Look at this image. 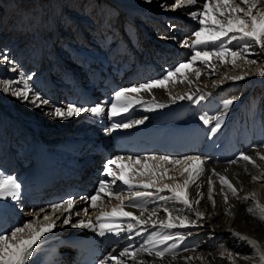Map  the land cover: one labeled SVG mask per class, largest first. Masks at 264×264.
Here are the masks:
<instances>
[{
	"label": "bare ground",
	"instance_id": "6f19581e",
	"mask_svg": "<svg viewBox=\"0 0 264 264\" xmlns=\"http://www.w3.org/2000/svg\"><path fill=\"white\" fill-rule=\"evenodd\" d=\"M89 1H95L109 12L103 14L101 8L93 11L92 7H87L88 1L86 6L81 2L70 7L69 0H59L63 7L61 14L55 17L50 9L49 13L44 10L42 16L43 29L50 27L48 33L52 36L46 33L44 37L43 32L31 45L34 37L24 39V43L17 40L25 33L26 23L17 25L20 34L9 33L12 8L0 14V175L26 185L46 173L62 180L77 170H85L88 181L84 184L96 179L108 181V191L113 195L102 193L95 209L91 203L77 199L71 213L63 209L53 213L51 202L46 201L50 193L42 196L44 203L37 207L14 201L15 208H22V212L7 217L8 228L12 229L0 235H10L27 222L38 221L34 227H39L48 223L43 221L44 215L53 217L55 227L51 235L40 237L33 246V254L24 258V264L48 263L45 258L57 254L53 248L57 240L82 229L71 226L80 221H91L95 231L87 228L79 236L98 235L101 222L119 226L118 233L125 247L108 264H264L260 259V253L264 252V222L257 218L261 215L257 202L264 206V160L260 159L264 156V77L259 75L264 70V50L247 39L228 42L233 36L239 37V33H228L215 41L210 39L213 31L219 29L214 19L227 23L229 18L228 10L221 9L225 13L223 16L216 11L222 0H196L192 5L174 7L178 9L175 16L167 10V5L174 0H152L151 3L146 0ZM205 3L209 4L208 15L193 18L191 12H203ZM230 3L235 6L240 0H230ZM240 6L247 10V4ZM257 12L264 13V0H257L253 14ZM237 15L243 16V13ZM118 16V20L109 22ZM123 17L127 25H123ZM201 18L205 19L204 25L199 22ZM201 27L206 29L203 37L206 43L196 45L195 32ZM73 35L76 39H70ZM140 37L143 44L139 43ZM245 45H249L247 52ZM221 46L241 53L234 64L230 53L223 59L210 55L192 62L197 51H218ZM5 53L7 61L2 58ZM251 60L257 62L248 63ZM181 63H188L190 67L165 81L164 87L127 92L116 101L117 92L162 79ZM106 75L113 77L111 84L116 86L115 90L109 91L110 84L103 81ZM241 76L243 79H234ZM25 80L31 88L27 101L11 92L12 89L23 90ZM3 81L9 82L7 92ZM35 95L48 103L37 101L38 106H34ZM189 96L192 99H188ZM229 100L233 101L230 105L227 104ZM79 102L84 108L100 105L104 112L99 116L91 112L67 115L68 106L77 107ZM112 103H118L121 111L117 115L125 116V123L131 127L108 123ZM125 106L127 110H123ZM56 108L65 115H56ZM189 113L202 118L194 136L199 145L167 154L165 157L172 163L145 154L131 160L124 157L116 165L106 164L111 156L109 140L113 134L121 130L138 131L143 134L141 139L150 140L159 132L186 122ZM137 120L143 123H134ZM217 123L220 127L213 133L211 129ZM36 143L42 144L49 153L65 156L66 160L46 155L37 167L29 169L31 156L25 145ZM241 154L249 156L252 162L240 159ZM86 157L88 161L83 162ZM188 157H199L203 163L197 165L189 161L185 164ZM177 160L181 163H174ZM23 163L26 165L23 169L17 168ZM103 167H111L114 173L122 168L129 183L108 176L106 170L101 172ZM189 172L195 180L185 189L183 185L189 180ZM105 174L107 178H98ZM220 176L226 177L237 189L236 196L221 184ZM209 180L212 181L214 207L208 199ZM144 184L152 186L144 188L141 186ZM169 188L186 195L192 207L185 206ZM97 190L93 188V194ZM38 192L32 191V194ZM197 192L202 197L197 196ZM224 195L228 197L227 203ZM196 200L199 203H195ZM114 208L117 209L115 217L97 220L101 212L111 213ZM249 208L255 215L247 211ZM120 209L132 215L123 216ZM197 212L203 213V218L197 217ZM169 215L174 224L171 228L165 226L169 223ZM69 217L70 223L63 224V219ZM185 217L188 226L181 227L177 218ZM245 236L255 240L259 247L241 239ZM23 238H28L27 233ZM144 249H151L152 254ZM160 250L165 253L163 258L155 256ZM125 251L129 254L120 255ZM131 253L136 254L135 258Z\"/></svg>",
	"mask_w": 264,
	"mask_h": 264
},
{
	"label": "snow or ice",
	"instance_id": "6c2138e0",
	"mask_svg": "<svg viewBox=\"0 0 264 264\" xmlns=\"http://www.w3.org/2000/svg\"><path fill=\"white\" fill-rule=\"evenodd\" d=\"M147 3H151L152 0H146ZM196 2V0H175V5L174 7H181L184 5H192ZM240 4H247V10H245L243 7L240 6ZM240 4H237L233 6L230 3V0H222V3L220 5L216 6V11L220 13L221 16H223L225 13L224 11H221V9L228 10L229 12V18L227 19V23H222L218 19H214L213 23L219 25V29L213 31L210 39L215 41L220 39L223 36H227L228 33H239V37L233 36L229 39V43L231 42L232 39H247L254 41L256 45H258L262 50H264V13L257 12L255 15L253 14V10L257 8V0H240ZM209 4L205 3L204 4V11L197 13L195 11L191 12V15L193 18L197 17H205L208 15V10ZM238 13H243V16L237 15ZM259 17V19L257 18ZM201 25L205 24V19L201 18L199 20ZM206 29L204 27H201L199 31L195 32V44L200 45V44H205L206 40L203 38L204 33ZM184 46H187V41H184ZM249 45H245L244 51L247 52ZM231 54L233 57V64L235 63V58L239 55H241L240 52L237 51H232L230 49H227L226 47H219L218 51H197L195 55L192 57V62H195L198 58L203 59L206 58L210 55H219L221 59L225 55ZM5 61L8 60V57L5 54H3L2 57ZM257 61L256 60H251L248 61V63L255 64ZM190 67V64L188 63H181L179 66H177L174 71H169L167 75H165L162 79L152 81L150 83L142 84L139 85L138 87H133V88H127L123 89L119 92L116 93V101L119 102L124 96L125 93L127 92H139L141 90L144 91H149L154 87H164L165 86V81H168L171 77L176 76V74L181 73L182 69ZM13 71L15 69L13 68ZM200 72L199 70L196 71V76L199 78ZM259 75L264 77V70L259 72ZM234 79H243V77H235ZM16 83H19V81H14ZM5 84L4 91H9L8 88V81H3ZM12 95L17 96L18 98H23L24 100H28L29 98V93L31 92V88L29 87L27 81H24V89H12L11 90ZM184 97H181L183 99ZM188 99H192L191 96L188 97ZM203 99V97H201ZM37 101H41V97L39 95H35V99L32 101L34 106L36 105ZM44 104H47V100H42L41 101ZM233 101L229 100L227 101V104L230 105L232 104ZM123 110H127V106L124 107ZM67 115L72 116V115H79L81 112H91L93 116H99L104 112V109L100 105H96L91 108H84V107H76L73 105H69L67 108ZM119 111H121L120 106L118 103H112L111 105V110H110V115L111 116H116ZM55 114L58 116L63 117L65 115V112L62 111L60 108L55 109ZM204 122L207 124L208 120L205 119ZM134 123L136 124H141L143 123V120H137ZM123 126L124 128L131 127V124L125 123L123 125H117V127ZM220 127L219 123L215 126V128L211 129V131L214 133L218 128ZM132 158L129 157V160ZM152 159H157L156 157H152ZM158 159L162 161H168L169 163H172L173 161H169L167 157H159ZM240 159H243L248 162H252L251 158L247 155L241 154ZM260 159L264 160V156H261ZM123 160V157H117L116 159H110L107 164L108 165H116L118 164L119 161ZM191 161L192 164H202L203 162L200 160L199 157H188L184 161L185 164H188V162ZM235 163L236 161H232ZM174 163L179 164L181 161L177 160ZM191 167V165H189ZM188 169L186 168L185 171ZM106 173L108 176H113L115 179H118L122 181L124 184H128L129 180L125 177L123 169L121 168L118 173H114L111 167L106 168ZM198 176V173H197ZM253 179H256V177H253ZM195 177L191 172H189V180H186L184 182L183 187L185 189L188 188L190 182H194ZM220 181L222 185H226L227 188L232 192L233 196L237 195V189L233 187L232 183L224 176H220ZM114 183V181H113ZM210 188H209V193H208V199L212 200L213 202V207L215 206V201L213 200L212 197V188L211 184L212 181H208ZM144 188L151 187L152 185L150 184H144L141 185ZM177 188L180 187V185L176 186ZM19 188L20 185L16 183L14 180L11 178L5 177L3 175H0V199H7L8 197H11L13 200H18L19 199ZM109 188V182L108 181H101L98 190L96 194L90 196V197H81V199L84 200H90L91 201V207L96 208L97 207V200L100 198V194L104 193L106 196H111L113 193L108 191ZM165 188H168L167 185H165ZM160 191H163L164 189H159ZM169 191H173L175 193V196L177 198L181 199V202L191 208L192 205L189 203V200L186 195H182L181 192L176 191V189L169 188ZM221 192H223V188L221 189ZM137 196H140L141 193H136ZM197 196H201L202 194L197 192ZM255 194H253L254 198ZM245 200L248 198L245 197ZM224 200L225 203H227L228 197L227 195H224ZM195 203H199V200H196ZM74 206V201L72 199H68L64 201L63 203L56 204L52 206V212H58L61 211L62 209L66 212L71 213V210ZM257 207L260 209L261 215H259L257 218L260 219L262 222H264V206L260 205L259 202H257ZM85 215H87V209L83 210ZM249 213H252L255 215L253 212V209L249 208L247 209ZM120 214L123 216H131L132 214L130 212H125L123 209L119 210ZM78 214V213H77ZM155 214V213H153ZM117 215V209H113L111 213L107 212H101L100 215L97 217L98 221H106L109 220L111 217H115ZM197 217L203 218V213L197 212ZM59 217H57L58 219ZM133 219H136V217H132ZM171 216L169 215V223L165 225L168 228H171L174 226V224L171 222ZM179 219V223L181 227L188 226L185 224V220H187V217ZM43 221H48L46 224H40L39 227H34L35 223H38V221H33V222H27L25 223L22 227H17L15 228L10 235H0V264H24V258L26 256H31L33 252L35 251V248L33 247L36 245V242L40 239L42 235L46 232H51L53 228L55 227V220L51 215H44L43 216ZM139 222V221H138ZM63 224L68 225L70 223V217L65 218L62 221ZM72 227L74 228H93L95 231V228L93 227L91 221L88 223H85L84 221H80L78 223H73L71 224ZM129 229H131V225H129ZM105 230L108 231H113L115 230L118 234L119 232V226L113 225L111 223H105L101 222L99 223V232L98 235L104 236L105 235ZM27 233L28 238L24 239L23 234ZM238 235V234H237ZM171 237H165V239H170ZM180 239H183V237H180ZM241 239L248 240L250 244L253 246H256L257 248L259 247L257 245V242L255 240H250L248 237H241ZM144 251H148L149 255L152 254L151 249H144ZM129 253L121 252L120 255H127ZM132 257L135 258V253H131ZM165 255L164 251H156L155 256L159 258H163ZM260 259L262 262H264V252L260 253Z\"/></svg>",
	"mask_w": 264,
	"mask_h": 264
},
{
	"label": "rangeland",
	"instance_id": "374dc122",
	"mask_svg": "<svg viewBox=\"0 0 264 264\" xmlns=\"http://www.w3.org/2000/svg\"><path fill=\"white\" fill-rule=\"evenodd\" d=\"M87 1L89 2V4L87 3ZM87 1L85 0L82 2V0H79V1L69 0V2L71 4L70 7H75L76 3L82 2L81 5L86 6V4H88L87 7L88 8L92 7L93 11L101 8L99 6V4H96L95 1H89V0H87ZM63 2H62V4H65ZM90 3H91V5H90ZM174 5H175V0L173 2H170L167 5L168 6L167 10H171L170 13H172V11L178 10V9L174 8ZM44 7H45V9H44ZM8 8H12L10 24L8 27L9 33H12V31H16V33L20 34L21 32L17 31V28H16L17 25L18 24L24 25V23H26L27 25L26 24L24 25L26 28L25 33L20 34V36L17 37V40L20 43H24V39L26 40V38H29V40H31V38L34 37V40L32 39V41L30 42V45H31L35 42V38H37L36 40H38L43 35V32H45L44 37L46 36V33H47V35H49L48 29L50 27H47V25L45 24V27H47V28L43 29L44 21L42 23V16L45 15L44 10L49 13V12H51L50 9H52L53 12L55 13V14L54 13L53 14L56 17L61 12V8H63V7L61 6L59 0H0V14L2 12L4 13V11L7 10ZM101 9L103 10V14L106 12H109V10H107L106 8H101ZM60 18H61V15L59 16L58 19H60ZM118 19H119V16L117 18L112 17L111 21H109V22L113 23L114 20L116 21ZM44 20L47 21L46 16H44ZM122 20H123V25L128 24V22L125 21L124 17L122 18ZM52 23H53V21H51V24ZM51 27L53 28L52 25H51ZM71 29H72V27H71ZM39 32H40V35H39ZM70 32H71V30H70ZM32 33H34V35H32ZM49 36L51 37L52 35H49ZM76 37L77 36L73 35L70 37V39H76ZM143 42L144 41L140 37L139 43L143 44ZM41 64H42V62H41ZM33 69H35V67ZM37 71H39V70H37Z\"/></svg>",
	"mask_w": 264,
	"mask_h": 264
}]
</instances>
